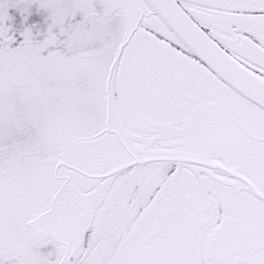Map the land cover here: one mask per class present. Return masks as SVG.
Here are the masks:
<instances>
[{"label":"snow or ice","instance_id":"1","mask_svg":"<svg viewBox=\"0 0 264 264\" xmlns=\"http://www.w3.org/2000/svg\"><path fill=\"white\" fill-rule=\"evenodd\" d=\"M0 264H264V0H0Z\"/></svg>","mask_w":264,"mask_h":264}]
</instances>
